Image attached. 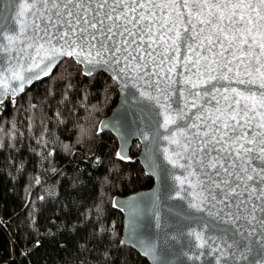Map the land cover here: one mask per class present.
Listing matches in <instances>:
<instances>
[{"label":"snow or ice","instance_id":"1","mask_svg":"<svg viewBox=\"0 0 264 264\" xmlns=\"http://www.w3.org/2000/svg\"><path fill=\"white\" fill-rule=\"evenodd\" d=\"M63 58L81 66L79 75L107 72L120 86L144 126L150 169L182 170L173 176L179 190L172 186L187 240L181 255L264 264V0H0V105L15 106ZM125 126L111 123L121 139ZM28 135L36 138L31 123ZM23 137L10 136L8 147ZM116 157L131 160L124 145ZM125 206L131 239L140 205Z\"/></svg>","mask_w":264,"mask_h":264},{"label":"trees","instance_id":"2","mask_svg":"<svg viewBox=\"0 0 264 264\" xmlns=\"http://www.w3.org/2000/svg\"><path fill=\"white\" fill-rule=\"evenodd\" d=\"M81 71L64 59L0 115V264H150L120 245L123 212L113 201L152 186L153 177L136 158L139 141L131 160L122 161L116 136L98 132L118 100V84L105 72ZM29 123L39 143L29 137ZM101 226L108 231L94 235Z\"/></svg>","mask_w":264,"mask_h":264},{"label":"water","instance_id":"3","mask_svg":"<svg viewBox=\"0 0 264 264\" xmlns=\"http://www.w3.org/2000/svg\"><path fill=\"white\" fill-rule=\"evenodd\" d=\"M64 59L66 58H63L62 61ZM55 69L56 67L53 68L52 73ZM45 78L47 77H42L41 80ZM118 90V100L111 112L100 120L98 132L104 133L109 131L113 133L119 142L118 150L124 145L128 157H131L130 148L132 143L134 141H139L141 148L136 158L142 164L145 172L153 177L152 186L136 190L126 195H117L114 197L121 201L120 205H115L114 200V206L123 212L121 240H125L126 245L133 247L143 257L147 258L150 264H161V261L165 262V264H206L203 257H201L199 261L193 262L189 260L187 256L181 255V250L188 251V249L184 247L187 240L179 236L181 225L177 223L178 218L176 213L180 211L178 205L182 202L177 198L176 191L173 190L172 186L175 185V189L179 190V182L174 180L173 176H181L182 170L173 169V176H166L159 168H149V161L144 156L145 141L139 134V129L144 126L137 119L135 110L131 108L130 104L124 102V96L119 85ZM21 95L22 93L16 97ZM118 119L125 122L126 125L124 128H121L123 139H121L120 134L111 127V123H115ZM103 122H109V126L104 127ZM144 131H148L146 127ZM125 140L127 141L126 144ZM157 163H159V161H157ZM164 164H166L168 168L172 167L167 164L166 160ZM185 187H187V185H185ZM129 198L133 199L130 200ZM136 202L140 205V211L135 225V234L131 235L130 239V207H126L125 205H132ZM242 230L247 233L250 231V228L247 224H244ZM259 232L260 229L257 228V234ZM171 237H177V240L174 241ZM250 240L256 241V236L250 237ZM141 242L152 243L154 245V251L149 255H145V249L141 246ZM253 249H258V242L253 243ZM191 255L192 253L188 252V256ZM252 258L253 257H250V259ZM241 264H246V262H241ZM257 264H261V262L257 260Z\"/></svg>","mask_w":264,"mask_h":264},{"label":"built area","instance_id":"4","mask_svg":"<svg viewBox=\"0 0 264 264\" xmlns=\"http://www.w3.org/2000/svg\"><path fill=\"white\" fill-rule=\"evenodd\" d=\"M13 99H15V97H14ZM7 104H12V103L9 102L8 99H6V100H5V103H4L3 105H0V110H2V111H0V115L2 114V112H3V110L5 109V107H6Z\"/></svg>","mask_w":264,"mask_h":264}]
</instances>
